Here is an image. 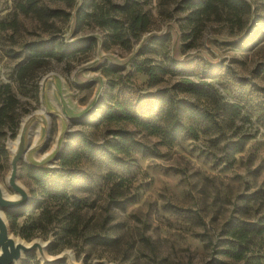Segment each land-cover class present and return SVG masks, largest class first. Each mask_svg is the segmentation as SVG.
<instances>
[{
    "label": "rangeland",
    "instance_id": "1",
    "mask_svg": "<svg viewBox=\"0 0 264 264\" xmlns=\"http://www.w3.org/2000/svg\"><path fill=\"white\" fill-rule=\"evenodd\" d=\"M123 1L77 0L73 8L44 1L70 12L66 20L49 19L48 27L19 11L23 0H0V88L8 84L17 98L15 133L5 129L0 138L5 148L0 184L17 194L7 182L15 160L16 180L24 188L14 184L28 198L24 205L36 198L15 227L6 215L10 209L0 210L8 235L47 243L45 255L30 249L13 264H264V231H258L264 227V127L259 115L264 106V0H248L250 21L256 20L252 28L233 33L230 21L209 20L193 37L182 36L179 29L186 14L181 0H143L140 6L151 23L126 43L98 21L110 2ZM36 41H58L68 54L46 60L20 81L16 69L26 56L25 44ZM87 41L92 45L82 48ZM135 60L160 68L158 78L149 81L136 70ZM183 77L216 89L220 132L198 128L196 137L179 135L169 142L132 123L104 118L115 100L150 106L162 93L198 100L181 85ZM121 128L147 151L131 148L123 163L112 168L81 160L88 184L74 188L68 204L46 197L28 176L27 167H57L60 154L76 148L75 133L104 142ZM18 138L11 153L9 142ZM28 141L31 146L21 155ZM62 209L76 214L57 211ZM239 220L256 229L236 258L225 249L232 240L228 232ZM21 226L31 237L22 236ZM89 233L114 241L91 242Z\"/></svg>",
    "mask_w": 264,
    "mask_h": 264
},
{
    "label": "trees",
    "instance_id": "2",
    "mask_svg": "<svg viewBox=\"0 0 264 264\" xmlns=\"http://www.w3.org/2000/svg\"><path fill=\"white\" fill-rule=\"evenodd\" d=\"M44 1H58L65 4L67 8H73L77 0H23L18 3L19 11L25 15H31L42 24L51 27L48 20L52 18L68 19L70 12L59 8H50ZM143 0H124L121 4L110 2L107 11L100 15V25L109 29L116 40L126 43L131 34L145 31L150 23L149 14L142 9L140 3ZM180 9L186 14L178 21L182 36L189 37L198 33L199 28L206 21H230L235 27L233 33H241L248 26H255L256 20L250 21L252 4L248 0H181ZM80 5L76 9V24L81 19ZM246 34L243 38H246ZM53 41L50 39V42ZM47 42V43H48ZM36 41L25 44L26 56L18 64L16 77L23 81L31 76L34 68L48 59H60L67 55L65 47L58 41L54 44ZM82 48H89L92 44L87 41ZM136 70L147 74L149 81H155L162 71L156 66L146 63L144 60H135ZM183 88L196 96L198 100H175L169 94L155 98L154 104L139 106L127 101L115 100L103 112L108 122H129L150 133L160 134L166 141L172 142L177 136L196 137L198 128L204 132H220L222 124L217 118L216 108H219L221 97H218L216 89L208 83H194L193 80L183 77L181 80ZM202 100V103L199 102ZM17 98L8 84L0 88V138L5 134V129L15 133L16 125L14 109ZM264 105V104H263ZM260 118L264 127V106L260 110ZM119 131V132H118ZM111 140L99 142L90 138L87 134L75 133L77 137L76 148H67L59 156L57 167L44 169L27 167L28 176L33 180L42 194L54 201L68 204L69 194L74 188H84L88 184L89 173L79 166L81 160L97 163L101 167L112 168L120 166L124 157L129 155L131 148L146 150L140 141L133 138L132 134L122 128L113 132ZM114 139V140H113ZM113 140V141H112ZM0 154L5 155V148L0 141ZM35 196L20 208L10 209L6 212L12 227L16 226V220L22 216L35 203ZM63 213L76 214V210H57ZM256 229L251 222L239 220L228 232L232 237L231 243L225 252L232 257L238 258L243 255L244 243L249 240V235ZM258 231H264V227ZM22 236L29 238L31 232L24 227L19 228ZM87 239L99 244H108L114 238L99 233L87 234ZM25 264V263H24ZM27 264V263H26ZM29 264V263H28ZM30 264H41L34 261ZM48 264H64L55 262Z\"/></svg>",
    "mask_w": 264,
    "mask_h": 264
},
{
    "label": "water",
    "instance_id": "3",
    "mask_svg": "<svg viewBox=\"0 0 264 264\" xmlns=\"http://www.w3.org/2000/svg\"><path fill=\"white\" fill-rule=\"evenodd\" d=\"M30 146H31V144L28 141L26 144V147L22 151L21 155L25 154V152L27 151V149ZM14 163H15V160L12 161V164H14ZM13 171H14L13 177H11L12 181H13L14 177H16V171H15L14 166H13ZM16 189H18V188L16 187ZM23 195H24V199L21 202L11 203V202L5 201V198L1 195V191H0V209L3 210V209H14V208L22 207L28 199L24 193H23ZM30 249H33V248L23 247L22 250L24 252V251H27ZM18 256H19L18 250L15 249V247L13 245V240L8 235L6 220H5V222H3V220L0 219V264H13L15 259Z\"/></svg>",
    "mask_w": 264,
    "mask_h": 264
},
{
    "label": "bare ground",
    "instance_id": "4",
    "mask_svg": "<svg viewBox=\"0 0 264 264\" xmlns=\"http://www.w3.org/2000/svg\"><path fill=\"white\" fill-rule=\"evenodd\" d=\"M53 79V78H52ZM20 138L18 139H15L14 141H10L9 142V146H10V151L11 153H13V151L16 149L17 145L20 143ZM13 166L15 167V163L14 165H12V170L11 172L8 174L7 176V182L10 183L11 187L14 189V191L17 193V194H9L6 189L4 188L3 185L0 184V191H1V194L2 196L5 198V201L6 202H21L23 199H24V195H23V190L21 188H24V186L22 184H20L17 180H16V177H14L13 181L11 180V177H13ZM14 181L16 182V184L18 186H16L14 184ZM18 189H16V187ZM0 219L3 220V222H5V218L3 216V212L0 210ZM9 237L13 240V245L15 247V249L18 250V254L19 256L15 259V262H17L19 260V258L22 256L23 254V247H31L33 249H37L38 252L41 254V255H45V249H46V242H42L38 239L36 240H33L32 242H25V241H22L16 237H13V236H10ZM23 246V247H22ZM68 254V253H67ZM71 260V259H70Z\"/></svg>",
    "mask_w": 264,
    "mask_h": 264
}]
</instances>
